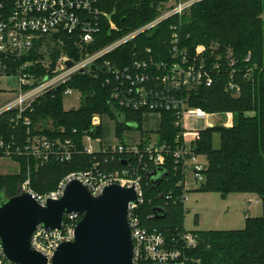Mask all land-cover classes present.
Here are the masks:
<instances>
[{
  "label": "trees",
  "instance_id": "1",
  "mask_svg": "<svg viewBox=\"0 0 264 264\" xmlns=\"http://www.w3.org/2000/svg\"><path fill=\"white\" fill-rule=\"evenodd\" d=\"M161 0H98L100 10L111 16L118 31H110L106 19L102 29L87 53L94 54L123 38L128 32L138 30L158 15ZM182 22L179 29L182 46L194 56L200 45L207 49L204 58L212 70L213 83L192 93L190 107L207 114H233V127L217 126L202 132L196 153L204 156L209 166L205 171V183L201 192L219 193L226 198L231 194H253L264 202V0H204L192 6L181 20L171 19L150 33H143L100 62H109L120 70L131 67L135 61L149 63L147 50L152 51L155 62L165 60L169 49L170 25ZM63 45L54 49L53 43ZM58 46V44H55ZM49 54L55 62L61 56L80 61L83 56L77 42L66 34L44 37L35 42L33 50L24 61H40ZM230 56V57H229ZM167 59V58H166ZM45 75L40 63L31 70ZM76 74L63 87L77 91L82 99L79 110L66 111L63 90L55 95L38 99L28 109L22 120H16L17 111L0 116V137L15 151L25 147L29 140L46 139L53 146L57 142L70 141L73 158L70 161L52 159L42 164L26 155H13L10 160L18 164L19 174L0 176V194L12 198L19 193L30 171L32 189L37 194L55 191L59 183L71 173L90 170L97 155L84 154L83 137L103 136L102 129L92 128L94 115L108 114L116 124L119 143L125 144L124 133L142 128L145 111L120 107L112 98V85L101 72ZM114 81V80H112ZM231 83L241 90L235 96ZM248 113H254L248 116ZM31 120L26 126L23 119ZM47 124H43V123ZM129 124H136L130 127ZM76 131V132H75ZM94 132V133H92ZM179 131L174 126L171 113H162V122L156 133L161 143L174 144ZM220 136V147L214 148V135ZM146 139V138H145ZM149 139V138H148ZM145 141V140H144ZM101 158V156H98ZM42 164V165H41ZM152 177L145 185L144 204L139 208L143 224L158 230L173 248H182L181 235L185 230V202L182 176L170 170ZM159 172V171H158ZM161 180H157L160 179ZM198 237V247L185 250V256L198 263L193 264H264V216L246 218V226L239 231L192 232Z\"/></svg>",
  "mask_w": 264,
  "mask_h": 264
},
{
  "label": "built area",
  "instance_id": "2",
  "mask_svg": "<svg viewBox=\"0 0 264 264\" xmlns=\"http://www.w3.org/2000/svg\"><path fill=\"white\" fill-rule=\"evenodd\" d=\"M204 0H166V5L159 8L154 20L138 30L128 32L123 38L94 54L87 53V49L94 44L96 35L102 29L101 22L106 19L110 31H118L111 16L102 12L98 7V0H0V78L16 77L15 91L19 94L13 101L0 108V116L9 111H17V119L22 120L23 114L31 109L33 104L43 96L62 92L73 77L78 73L92 74L93 67L99 73L113 76L107 80L112 85V98L120 106L127 109L145 111L146 114L159 115L162 122V113H171L174 126L179 131L174 144L161 143L152 138L145 139L138 145L117 143L112 146L100 147L98 151L90 148L83 150L84 154L97 155L88 171L71 173L58 185L57 189L48 194H37L33 191L30 171L22 184H19V193L26 191L40 205L45 206L49 200L60 199L66 186L72 180L81 181L94 197L100 196L111 185L122 188H135L138 198L137 204H130L128 219L133 241L132 264H193L198 263L185 256V250H194L198 247V237L192 232L181 235L182 248H172L163 234L156 229L143 224L139 208L144 204L145 185L152 174L159 169V174L170 170L182 176L179 186L183 187L184 202L190 190L186 176L200 186L205 183L206 166L200 162L201 157L196 153L197 144L201 141L202 132L217 127L210 122L218 114H207L201 109L190 107L192 93L202 87H210L213 83L212 70L204 58L207 49L196 48V55L182 46L179 29L182 22L170 25L169 49L165 53V60L156 63L151 50H147L149 63L135 61L131 67L123 70L111 67L109 62L100 60L113 53L119 47L134 41L143 33H150L171 19L181 18L190 12L193 5ZM66 34L78 44L83 58L75 61L69 56L61 55L55 62V67L46 69L45 75H36L31 70L38 63L50 67L51 63L33 60L24 61L33 50L35 42L44 37H53ZM59 43H62L59 40ZM230 57V56H229ZM167 58V59H166ZM48 62V61H46ZM67 62H72L71 67ZM114 80V81H112ZM231 90L235 96H240L241 90L231 83ZM59 92V93H60ZM75 91L64 89V95H72ZM144 115V116H145ZM227 121L221 126L233 127V114H226ZM209 120L204 129L192 130L188 119ZM26 126L31 120L23 119ZM76 132V131H75ZM89 141H93L87 136ZM56 147L46 139L35 138L29 140L25 147H17L13 151L10 145L0 137V158L11 159L13 155H26L41 160L42 164L52 159L70 161L74 151L70 141ZM98 156H101L99 158ZM41 164V165H42ZM250 204L259 200L250 199ZM82 217L78 214L66 215L61 229L45 230L38 227L31 237V249L48 259V264L60 247L66 242L75 240L76 227ZM0 264H17L8 260L0 243Z\"/></svg>",
  "mask_w": 264,
  "mask_h": 264
},
{
  "label": "water",
  "instance_id": "3",
  "mask_svg": "<svg viewBox=\"0 0 264 264\" xmlns=\"http://www.w3.org/2000/svg\"><path fill=\"white\" fill-rule=\"evenodd\" d=\"M72 65L67 62L68 67ZM158 171L152 174L154 179L159 178ZM137 203L135 188L111 185L94 197L79 180L69 182L63 196L49 200L45 206L26 191L12 198L0 194V243L4 255L17 264H48L47 257L31 249L32 234L38 227L61 229L66 215L78 214L82 219L76 227L75 240L61 244L51 264H132L128 213L130 204Z\"/></svg>",
  "mask_w": 264,
  "mask_h": 264
},
{
  "label": "rangeland",
  "instance_id": "4",
  "mask_svg": "<svg viewBox=\"0 0 264 264\" xmlns=\"http://www.w3.org/2000/svg\"><path fill=\"white\" fill-rule=\"evenodd\" d=\"M165 3L166 0H161L158 9L164 7L166 5ZM55 44H58V46H55ZM59 45L62 46L63 43H53L52 47H54V49H62L59 48ZM197 48H202V46L199 45ZM39 62H45L46 64L51 63L50 67L42 66V68L46 70L54 68L56 61L54 62L52 57L49 56V54H46L45 59H42ZM2 83L6 84L4 91L0 92L4 97L3 103L5 104H2V106H4L13 101L19 93L15 91L17 85L16 77H1L0 85ZM1 99L3 100L2 97ZM81 104L82 99L77 91L72 95H64L63 97V105L66 111L79 110ZM247 115L253 116L254 113H248ZM227 117L226 114H218V116L212 118L210 122L214 123L215 126H221L227 121ZM156 121H158L157 118L151 119L149 116L142 117V128L144 131L150 133L153 140H157L156 130L159 128L158 124L156 125ZM188 122L192 126V130H201L206 127L209 120L192 118L188 119ZM43 124H47V122H44ZM114 124L115 122L108 114L94 115L92 118V128L102 129L103 135L107 140L101 136L94 137L93 141H89L87 136H85L83 137L84 147L90 148L93 151H98L101 146L100 144L102 143L105 145H113V143L119 142L116 129L112 126ZM106 132L107 136L105 134ZM124 142H128L125 137ZM213 145L214 148L220 147V136L217 134L214 135ZM199 160L207 169L209 166L208 160L204 156H201ZM19 171L20 168L18 164L10 159L0 158V176H13L19 174ZM186 180L188 189L190 190L185 200V230L188 232L239 231L243 230L246 226L247 217H250V219H256L264 216V202L257 195L238 193L231 194L224 198L219 193L201 192L199 190L201 186L191 178L190 172H188ZM250 199L259 200V202L250 204Z\"/></svg>",
  "mask_w": 264,
  "mask_h": 264
},
{
  "label": "crops",
  "instance_id": "5",
  "mask_svg": "<svg viewBox=\"0 0 264 264\" xmlns=\"http://www.w3.org/2000/svg\"><path fill=\"white\" fill-rule=\"evenodd\" d=\"M4 87H6V84H1L0 85V92L4 91ZM1 97L3 98V100L1 99ZM4 101V97L0 94V108L3 107L2 104H5L3 103ZM145 116H149L151 119H158V121H156V125L158 124L159 128L158 130H156L157 132L159 131L160 129V125H161V118L159 117V115H152V114H148V115H145ZM114 129H116V125H112ZM154 131V130H153ZM146 132V134H142L140 131H137V130H128L125 132L124 134V137L127 138L128 142H126L125 144L126 145H138L140 142H142L143 140L148 139V138H151L150 136V133L148 131H144ZM156 132V133H157ZM106 136H107V132L105 133ZM103 138L106 139V137H104L103 135ZM102 138V139H103ZM107 140V139H106ZM119 143V142H117ZM117 143H113V145H116ZM101 146L100 147H104V146H112L111 145H105V144H100Z\"/></svg>",
  "mask_w": 264,
  "mask_h": 264
}]
</instances>
